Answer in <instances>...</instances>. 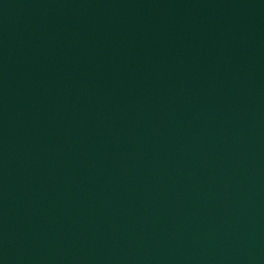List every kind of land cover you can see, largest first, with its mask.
Masks as SVG:
<instances>
[{"label": "water", "instance_id": "1", "mask_svg": "<svg viewBox=\"0 0 264 264\" xmlns=\"http://www.w3.org/2000/svg\"><path fill=\"white\" fill-rule=\"evenodd\" d=\"M0 264H264V0H0Z\"/></svg>", "mask_w": 264, "mask_h": 264}]
</instances>
